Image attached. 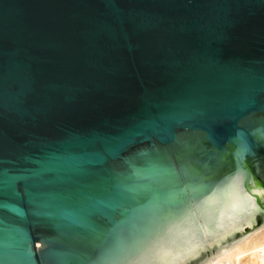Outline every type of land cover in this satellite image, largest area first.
I'll use <instances>...</instances> for the list:
<instances>
[{"label": "water", "instance_id": "1", "mask_svg": "<svg viewBox=\"0 0 264 264\" xmlns=\"http://www.w3.org/2000/svg\"><path fill=\"white\" fill-rule=\"evenodd\" d=\"M264 226V0H0V264H202Z\"/></svg>", "mask_w": 264, "mask_h": 264}, {"label": "bare ground", "instance_id": "2", "mask_svg": "<svg viewBox=\"0 0 264 264\" xmlns=\"http://www.w3.org/2000/svg\"><path fill=\"white\" fill-rule=\"evenodd\" d=\"M205 264H264V231L217 253Z\"/></svg>", "mask_w": 264, "mask_h": 264}, {"label": "rangeland", "instance_id": "3", "mask_svg": "<svg viewBox=\"0 0 264 264\" xmlns=\"http://www.w3.org/2000/svg\"><path fill=\"white\" fill-rule=\"evenodd\" d=\"M263 231H264V226H262V227L256 229L255 231L251 232L249 235H247V236L244 237L243 239H246V238H248V237H250V236H253L254 234L261 233V232H263ZM243 239L234 242V243H233L232 245H230V246L236 245L237 243L241 242ZM230 246H229V247H230ZM215 255H216V254H215ZM213 256H214V255H213ZM211 257H212V256L208 257V258H207L202 264H205V263H206Z\"/></svg>", "mask_w": 264, "mask_h": 264}]
</instances>
